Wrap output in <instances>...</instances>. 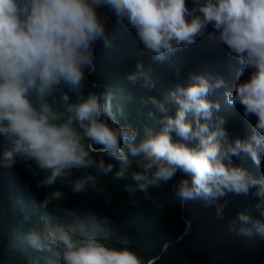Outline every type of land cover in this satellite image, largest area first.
<instances>
[{
  "label": "clouds",
  "instance_id": "obj_1",
  "mask_svg": "<svg viewBox=\"0 0 264 264\" xmlns=\"http://www.w3.org/2000/svg\"><path fill=\"white\" fill-rule=\"evenodd\" d=\"M101 7L133 30L146 57L169 67L170 57L210 26L228 62L232 56L238 65L225 102L240 105L246 120L255 118L252 133L229 139L224 118L215 115L220 105L211 97L225 86L220 76L189 75L157 96L149 94L158 85L152 68L136 62L123 76L130 89L125 100L138 105L137 115L148 122L143 127L129 123L126 105L113 103L111 89L96 92L92 85L85 92L95 44L110 46L97 13ZM173 76L179 80V71ZM261 155L264 0H0V173L22 163L38 177V188L52 189L34 205L39 214L24 234L31 249L47 254L48 264H143L107 216L62 206L64 193L95 191L98 177L109 175L130 181L123 186L129 203L137 194L150 201L151 190L166 186L180 201L201 199L217 217L224 213L227 229L226 202L219 201L233 193L234 226L224 250L230 256L238 236L254 235L240 264L264 261V166L256 178L233 163V157L248 158L255 174ZM252 189L254 218L243 213Z\"/></svg>",
  "mask_w": 264,
  "mask_h": 264
},
{
  "label": "trees",
  "instance_id": "obj_2",
  "mask_svg": "<svg viewBox=\"0 0 264 264\" xmlns=\"http://www.w3.org/2000/svg\"><path fill=\"white\" fill-rule=\"evenodd\" d=\"M186 6L191 7L190 4ZM97 13L104 24L110 46L106 48L99 41L95 44L94 71L91 75L86 73L85 92L92 85H95L92 90L96 92L111 89L113 103L126 105L129 123L135 127H143L148 122L137 115L138 105L125 100L130 89L123 76L134 69L136 62L152 68L153 78L158 81V85L157 90L149 94L157 96L166 94L176 84H182L189 75L220 76L225 81V86L215 90L211 97L220 105L215 115L224 118L223 128L229 139H246L252 133L255 118L250 116L246 120L242 116L240 105L229 106L225 102L223 93L225 90L231 91L233 83L237 82L235 72L238 65L232 56L228 62L225 55L227 49L210 26L195 44L172 55L169 67L153 63L146 57L133 30L123 21L118 22L110 10L101 7L97 9ZM194 61L196 63L192 64ZM174 69L179 71V80L173 76ZM244 74L242 72L240 77L243 78ZM263 156H260V165L256 166L255 174V165L250 159L241 161L233 157V163L259 178V167L264 166ZM129 159L132 157L129 156ZM37 179L38 177H33L25 170L22 163H17L11 173H0V264H48L47 254L34 251L24 240L27 227L39 214V209L34 208V205H38L45 191L52 190L38 188ZM126 183L130 181H113L110 175L100 176L95 191L89 190L81 194L71 192V196L64 193L66 199L62 206L68 207L70 203L69 208H91L99 215L107 216L115 223L119 235L126 239L129 248L141 258L143 264L157 258L159 259L154 264H183L184 260H188L189 264H235L234 261L240 264L244 260L228 259L224 250L231 245L228 229L230 225L234 226L231 201L233 193H227L219 201H226L227 229L224 213L222 217H217L214 207L201 199L180 201L166 186L151 190L150 201L143 200L137 194L135 203H129L123 191ZM254 191L255 189L250 190L247 195L249 206ZM241 196L237 195V203ZM36 200L38 203L35 204ZM257 202L258 198L255 197V204ZM255 213L256 209L253 214ZM25 216L29 219L25 220ZM187 221H190V229L183 235ZM246 261L247 264H264L262 259H256L254 263L251 259Z\"/></svg>",
  "mask_w": 264,
  "mask_h": 264
},
{
  "label": "water",
  "instance_id": "obj_3",
  "mask_svg": "<svg viewBox=\"0 0 264 264\" xmlns=\"http://www.w3.org/2000/svg\"><path fill=\"white\" fill-rule=\"evenodd\" d=\"M189 228H190V223L189 222H185V232L184 233L188 232ZM157 259H159V258H157ZM157 259H154V260H157Z\"/></svg>",
  "mask_w": 264,
  "mask_h": 264
},
{
  "label": "bare ground",
  "instance_id": "obj_4",
  "mask_svg": "<svg viewBox=\"0 0 264 264\" xmlns=\"http://www.w3.org/2000/svg\"><path fill=\"white\" fill-rule=\"evenodd\" d=\"M195 63H196L195 61L192 62V64H195ZM26 193H27V192H26ZM26 193H25V194H26ZM36 203H38V200H36L35 204H36ZM189 229H190V228H189ZM186 233H187V232H186ZM186 233H185V234H186Z\"/></svg>",
  "mask_w": 264,
  "mask_h": 264
}]
</instances>
